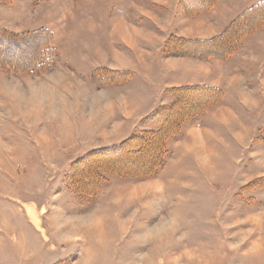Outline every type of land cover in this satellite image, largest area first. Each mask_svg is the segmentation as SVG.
<instances>
[{"label": "rangeland", "instance_id": "1", "mask_svg": "<svg viewBox=\"0 0 264 264\" xmlns=\"http://www.w3.org/2000/svg\"><path fill=\"white\" fill-rule=\"evenodd\" d=\"M261 1L0 0V264H264Z\"/></svg>", "mask_w": 264, "mask_h": 264}, {"label": "trees", "instance_id": "2", "mask_svg": "<svg viewBox=\"0 0 264 264\" xmlns=\"http://www.w3.org/2000/svg\"><path fill=\"white\" fill-rule=\"evenodd\" d=\"M197 3L200 4L197 7H200L201 9H205L207 6V0H197ZM263 8L264 1H261L258 4L254 5L252 8H250L249 11L253 12H251L248 17L246 16V18L243 19V22L246 25V28H243L249 29V24L253 22L252 19L249 17L252 13H256L255 16L257 17L258 13L263 11ZM189 9L191 8L189 7ZM50 34L52 36V33ZM0 43H3L4 46H6L12 43V41L6 40L5 37L0 36ZM207 90L209 94H204L201 100H207L208 102L210 100L213 101L214 98L211 94H214V91L212 89ZM193 91L199 92L197 90ZM199 103L200 100L197 104ZM195 114V116H199L202 114V111H198ZM172 129L174 130L172 131L175 133L176 129ZM173 132H170L169 129L164 130L163 128L159 132L143 131L140 133L139 137H134L133 139L130 138L124 143L118 145V147L107 148L98 152H94L91 155H88L86 159L80 161V165H83L82 169L85 171V175H90L92 168L90 166H87L90 163L88 161H90L93 156L95 157L96 155H98V176L102 173L111 172L120 175L125 174L127 176H134L139 179L149 178L154 175V172H156L157 168H159V166L161 165L162 159L165 155L166 140L170 135L174 134ZM141 155H144L145 158H142ZM106 157H108V161H105L103 165H101V159ZM123 158L124 160H122ZM101 181V179H98V185L101 183ZM89 183L90 182H88V184ZM81 193H84V191H81L80 194Z\"/></svg>", "mask_w": 264, "mask_h": 264}, {"label": "crops", "instance_id": "3", "mask_svg": "<svg viewBox=\"0 0 264 264\" xmlns=\"http://www.w3.org/2000/svg\"><path fill=\"white\" fill-rule=\"evenodd\" d=\"M180 26H181V24H180ZM181 28V27H180ZM160 62H162V61H160ZM166 63V62H165Z\"/></svg>", "mask_w": 264, "mask_h": 264}, {"label": "bare ground", "instance_id": "4", "mask_svg": "<svg viewBox=\"0 0 264 264\" xmlns=\"http://www.w3.org/2000/svg\"><path fill=\"white\" fill-rule=\"evenodd\" d=\"M34 217V216H33Z\"/></svg>", "mask_w": 264, "mask_h": 264}]
</instances>
